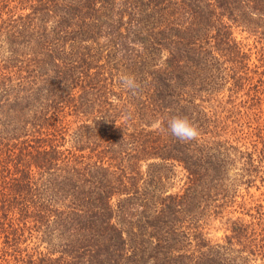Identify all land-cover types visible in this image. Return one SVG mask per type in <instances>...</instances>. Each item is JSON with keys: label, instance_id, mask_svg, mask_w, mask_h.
I'll use <instances>...</instances> for the list:
<instances>
[{"label": "trees", "instance_id": "16d2710c", "mask_svg": "<svg viewBox=\"0 0 264 264\" xmlns=\"http://www.w3.org/2000/svg\"><path fill=\"white\" fill-rule=\"evenodd\" d=\"M234 27L263 41L264 0H0V264L264 261L260 222H233L215 254L194 213L222 190V155L240 151L219 96L230 83L228 104L247 87L263 94ZM183 115L199 126L193 141L151 127ZM257 134L250 179L264 163ZM175 163L186 187L163 197Z\"/></svg>", "mask_w": 264, "mask_h": 264}, {"label": "rangeland", "instance_id": "374dc122", "mask_svg": "<svg viewBox=\"0 0 264 264\" xmlns=\"http://www.w3.org/2000/svg\"><path fill=\"white\" fill-rule=\"evenodd\" d=\"M233 35L237 41L246 47L247 53L250 54L251 68L259 67V72H263L264 67L260 66L264 65V40L249 34L242 27H234ZM259 78L260 76L255 78V84ZM262 78L264 80V77ZM231 87L232 84L230 83L224 88L219 96L220 99L223 98L222 107H217L215 111H218V115L221 116L220 118L228 128L227 138L232 145L239 147L240 151H230L229 155H222L221 159L225 160L224 167L228 168L226 181L221 187L222 190L211 192L208 199L201 200L197 205L196 212L194 211L197 214L195 219L198 218L197 221L202 226L200 229L203 230L211 246L215 247V254L218 250L216 249L217 246L229 247L233 234V222L240 221L245 225L252 224L258 231L261 230V226H258L259 222L264 227V219L260 218V213L264 214V163L260 166V171L257 174L253 173L251 179L246 167L243 166L245 162L243 153H254V158L257 161L260 159L261 151H254V146L257 144L258 130L264 129V85L261 86L263 94L259 95L260 100H256L258 94L255 95L254 92H251L250 96L246 95L247 87L234 97L235 103L232 105L227 103L231 98L230 96L233 95L229 90ZM110 97L112 102H118L114 97ZM235 105L238 107L237 109H235ZM210 155H215V151H210ZM153 162L158 161L142 163V173H147L149 163ZM161 172L164 174V180L159 184L161 191L158 192L163 191V197L183 194L187 176L183 165L175 163L174 167H167ZM248 181H251V184ZM186 232H188L187 229ZM235 248L240 249L239 246ZM42 249L44 250V247ZM220 253L225 255V251H220ZM246 254L243 253L239 257L237 252L228 253L224 256L225 263L264 264L260 258L244 260Z\"/></svg>", "mask_w": 264, "mask_h": 264}, {"label": "clouds", "instance_id": "9594fccd", "mask_svg": "<svg viewBox=\"0 0 264 264\" xmlns=\"http://www.w3.org/2000/svg\"><path fill=\"white\" fill-rule=\"evenodd\" d=\"M121 84L124 88L135 92L139 87L135 76L121 75ZM153 129L167 131L180 142H190L197 139L200 135L199 126L192 121L188 116H173L167 120V128H163L159 119L154 121L151 125Z\"/></svg>", "mask_w": 264, "mask_h": 264}]
</instances>
